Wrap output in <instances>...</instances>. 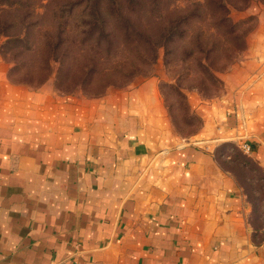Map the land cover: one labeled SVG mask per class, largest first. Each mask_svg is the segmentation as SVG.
<instances>
[{
    "label": "crops",
    "instance_id": "crops-1",
    "mask_svg": "<svg viewBox=\"0 0 264 264\" xmlns=\"http://www.w3.org/2000/svg\"><path fill=\"white\" fill-rule=\"evenodd\" d=\"M261 21L224 94L189 100L205 124L187 140L159 74L88 97L0 70V264H264L245 194L207 141L248 142L264 171Z\"/></svg>",
    "mask_w": 264,
    "mask_h": 264
},
{
    "label": "rangeland",
    "instance_id": "rangeland-1",
    "mask_svg": "<svg viewBox=\"0 0 264 264\" xmlns=\"http://www.w3.org/2000/svg\"><path fill=\"white\" fill-rule=\"evenodd\" d=\"M47 1L0 0V70L3 69L9 80L31 88L48 83L58 93L98 97L110 89L124 88L134 81L159 74L163 105L175 134L183 140L192 139L205 124V118L192 109L189 100L195 97L209 102L224 94L228 85L222 77L245 59L253 43L252 33L259 28L264 13V0H219L224 5L219 12L200 8L190 17L183 38L175 33L174 41L157 49L156 61L147 64L149 56L140 58L130 49L131 45L120 47L118 51L114 47L107 55L104 41L99 47L95 46V38H101L98 30L80 50L75 41L84 45L79 36L80 25L85 21L81 18L90 12L77 11L69 16L60 6L44 8ZM203 2L173 0L169 9L183 13L185 8L192 10V4ZM161 10L164 13V8ZM224 13L231 30L217 21ZM150 16H136L135 22L146 25ZM115 35L120 37L117 32ZM62 38L68 44L67 53L63 49L66 44L63 48L58 46ZM79 51L87 57L77 61ZM87 59L97 60L101 69L93 88L85 85L82 73L77 71V66ZM119 70L125 77L111 75ZM214 139L207 138V141H216L214 153L219 164L236 179L251 212L254 205L256 218L264 227V171L251 158L252 146L237 139ZM245 146L250 148L249 152L245 151ZM251 218L250 213L249 221Z\"/></svg>",
    "mask_w": 264,
    "mask_h": 264
},
{
    "label": "trees",
    "instance_id": "trees-1",
    "mask_svg": "<svg viewBox=\"0 0 264 264\" xmlns=\"http://www.w3.org/2000/svg\"><path fill=\"white\" fill-rule=\"evenodd\" d=\"M172 1L173 0H48L43 7L56 9V7L60 6L68 11L69 16H72L77 11L90 12L87 17L81 18V20L85 21H82L80 25L81 30L79 36L84 45H80L79 41H75L76 46H78L80 50L82 47L86 46L85 42H89L90 35H93L95 31L98 30V35L101 36V38H95V46L99 47L104 41V50L107 55L114 47H117L116 50L118 51L120 47L131 45L130 49H133L140 58L149 56V62H146V59H142V61L151 64L157 59V49L174 41L173 35L175 33L179 34L178 37L183 38L184 30L186 25L190 22V17H192V14L197 13L198 9L207 8L211 11L219 12L220 9L224 7L219 0H211L209 2L208 0H204L203 4H192V10H186L185 8L183 9V13H180L176 10L169 9V5ZM162 8H164V13L161 10ZM144 15H151L149 22L146 25H138L135 22V17H143ZM217 21L219 24L228 25V29L231 30V27H229L227 23L225 13L218 17ZM109 23L110 27L106 28ZM116 32L120 37H116ZM64 44L66 43L62 38L58 44L59 48H63ZM67 47L68 44L63 48L66 53L69 51ZM140 47L141 49H139ZM83 57H87V55L79 51L76 57L77 61L83 59ZM77 71L82 73V80L85 85L91 88L95 78L100 74L101 69L97 65V60L89 61L87 59L86 63H83L80 67L77 66ZM112 71H114V69ZM115 72L116 74L111 73V75L116 76V78L125 77V73H123L122 70ZM110 84L114 85V83ZM255 214L256 208L253 205L251 212L252 218L249 223L253 229V241L261 244L264 243V227L258 222L259 218H256ZM257 239L259 240L257 241Z\"/></svg>",
    "mask_w": 264,
    "mask_h": 264
},
{
    "label": "built area",
    "instance_id": "built-area-1",
    "mask_svg": "<svg viewBox=\"0 0 264 264\" xmlns=\"http://www.w3.org/2000/svg\"><path fill=\"white\" fill-rule=\"evenodd\" d=\"M245 151L246 152H249L250 151V148L248 146L247 147L245 146Z\"/></svg>",
    "mask_w": 264,
    "mask_h": 264
}]
</instances>
